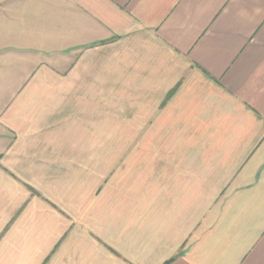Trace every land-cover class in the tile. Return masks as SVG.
<instances>
[{
	"label": "crops",
	"instance_id": "1",
	"mask_svg": "<svg viewBox=\"0 0 264 264\" xmlns=\"http://www.w3.org/2000/svg\"><path fill=\"white\" fill-rule=\"evenodd\" d=\"M0 28V264H264V0H0Z\"/></svg>",
	"mask_w": 264,
	"mask_h": 264
},
{
	"label": "rangeland",
	"instance_id": "2",
	"mask_svg": "<svg viewBox=\"0 0 264 264\" xmlns=\"http://www.w3.org/2000/svg\"><path fill=\"white\" fill-rule=\"evenodd\" d=\"M1 31H6V28H0ZM1 57V56H0ZM8 66V65H7ZM7 66H5L4 68H7ZM3 76H6L5 74H0V79L3 78ZM24 77V76H23ZM16 78V76H15ZM3 92H0V100H1V96H2Z\"/></svg>",
	"mask_w": 264,
	"mask_h": 264
},
{
	"label": "trees",
	"instance_id": "3",
	"mask_svg": "<svg viewBox=\"0 0 264 264\" xmlns=\"http://www.w3.org/2000/svg\"><path fill=\"white\" fill-rule=\"evenodd\" d=\"M30 189H32V188H30ZM32 191H34V190H32ZM164 264H169V261L165 262Z\"/></svg>",
	"mask_w": 264,
	"mask_h": 264
}]
</instances>
